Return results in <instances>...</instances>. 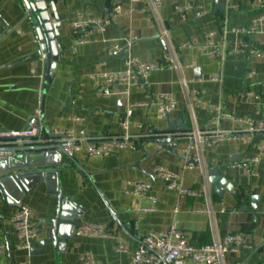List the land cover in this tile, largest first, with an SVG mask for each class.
Returning a JSON list of instances; mask_svg holds the SVG:
<instances>
[{
	"label": "crops",
	"instance_id": "1",
	"mask_svg": "<svg viewBox=\"0 0 264 264\" xmlns=\"http://www.w3.org/2000/svg\"><path fill=\"white\" fill-rule=\"evenodd\" d=\"M189 1L201 6L208 15L198 19L191 11L183 22L174 10L176 1L169 0L158 11V22L152 23L149 14L143 12L149 9L143 1H59L58 15L63 28L50 79L39 54L36 28L27 18L22 1L0 0L1 134L25 136L37 111L41 113L42 140L48 133L56 135L58 131H74L77 137L84 131L85 145L86 141L120 138V121L125 116L132 124L142 126L130 131L136 150L127 149L101 159L88 158L85 150L72 159L64 154L62 160L53 156L51 162L61 165L52 168L51 174L29 177L24 194L14 191L13 184L6 186L5 192L0 184V264H20L25 260L32 264H81L86 253L94 256L96 264H134L131 254L140 240L173 225L196 248L222 242L227 234H240L248 243L237 254L227 255L225 264H264V57L256 56L258 52L264 55V24L256 34L235 32L247 29L254 19L263 16L264 4L256 0L177 2L185 5ZM116 4L131 14L116 18L104 32L76 34L73 30V24L80 20L79 14L103 19ZM162 28L168 32L184 67L182 75L188 88L200 92L201 105L193 109V114L179 75L171 67L153 72L147 89L132 90L128 98H107L94 88L97 75L122 72L128 55L142 62L163 63L166 46L160 36ZM212 32L220 48L216 58L202 52L205 36ZM133 38L136 40L128 49ZM193 39L198 41L193 47H181ZM81 40L84 43L78 42ZM113 45L123 51L128 49L126 55L110 57L108 49ZM215 77L220 80L213 81ZM160 92L171 93L178 102L169 119L160 120L152 105ZM243 93H252L254 99H242ZM170 123L174 130L186 127L189 133L197 128L204 135L219 130L239 136L203 147L202 165L188 170L183 152L190 144L188 136L175 139L173 144H161L160 132ZM15 143L0 141V149ZM249 159L259 162L247 163ZM157 168L175 173L186 187L204 196L180 198L155 177ZM212 168L234 185L236 197L225 193L221 200L213 192L209 184ZM137 182L152 185L150 196L154 200L129 194ZM58 192L64 194L67 209L71 206L85 210L82 225H104L110 237L85 238L75 232L62 249L52 245L42 249L45 223L54 217L59 205ZM254 196L260 198L258 211L252 208ZM19 205L31 209V222L37 230L38 237L31 242V249L20 247L11 223ZM120 246L128 251L118 252Z\"/></svg>",
	"mask_w": 264,
	"mask_h": 264
},
{
	"label": "built area",
	"instance_id": "2",
	"mask_svg": "<svg viewBox=\"0 0 264 264\" xmlns=\"http://www.w3.org/2000/svg\"><path fill=\"white\" fill-rule=\"evenodd\" d=\"M145 2L148 5L144 13H148L152 23L158 22V11L169 0H130L132 4ZM176 1L174 10L183 22L188 19V13L194 12L195 17L200 19L208 15V12L192 1L185 5L179 4ZM259 4H264V0H256ZM234 9V7H232ZM131 11H124L120 4L114 5L107 16L103 19L85 17L84 14H79L80 20L75 22L72 26L76 34L80 32L89 33L92 30L104 32L106 27L112 24L116 18L129 16ZM264 24V15L254 19L250 26L245 30H237L236 33L256 34L259 32L260 26ZM161 38L165 43L166 52L163 58V63H147L140 61L137 57L128 55L125 61V68L122 72L102 73L95 77L94 88L104 97L107 98H128L132 90L145 91L148 87V79L155 71L163 70L171 67L176 70L179 75L180 82L185 90V95L188 99V108L193 114V109L201 105L200 92L198 90L189 89L186 80L183 78L184 67L179 63L176 50L169 38L168 32L163 28L161 31ZM136 38L129 40L128 49L131 43ZM78 41L79 43H84ZM205 45L202 47L203 54L210 58L220 56V48L216 44V34L214 32L205 36ZM198 41L196 39L185 42L181 47H193ZM127 49V50H128ZM127 50H124L127 52ZM123 52V49L118 45H113L108 49L110 57L117 56ZM256 56L264 57L263 53L258 52ZM219 77H215L213 81H219ZM241 98L244 100L254 99L252 93H243ZM156 107L157 116L160 120L169 119L173 112L177 109L178 102L171 93L160 92L156 96V100L152 103ZM145 106V105H144ZM41 113L36 112V115L29 121V129L25 136L32 137L38 131V124L40 123ZM253 125L251 120L247 121ZM217 125V122H213ZM120 127L123 135L120 138L108 139L104 141H86L85 132L81 131L80 137H77L74 131H58L56 135L65 137V144L63 148L64 155L72 159L78 152L86 151L88 158L101 159L118 155L122 151L130 149L136 150L135 140L131 137L130 131L132 127L141 129L139 124H132L130 118L125 116L120 121ZM264 129V124L262 125ZM239 135L221 133L219 130H214L212 135H204L197 128L193 129L191 135L188 137L190 144L184 147L183 152L186 158V169L194 170L202 165L203 147L216 146L224 141L234 140ZM2 137H18V135L10 133ZM264 157V150L262 152ZM11 154L7 152H0V161L6 160ZM258 159L247 160V163H257ZM244 166H247L246 164ZM155 177L162 181L169 190L176 191L180 198H201L204 196L201 192L186 187L181 178L173 172L164 168H157L154 173ZM152 185L146 182H137L130 195L137 199L150 198ZM177 212V211H176ZM223 212H225L223 210ZM11 223L20 239L21 248L31 249V242L38 237L37 230L31 222V209L28 206L20 205ZM76 235L85 238H109V232L104 225L85 224L76 230ZM247 239L240 234H227L222 242H217L210 246L196 248L188 242L187 235L181 231L176 225L171 226L168 230L161 233H151L140 240L137 249L131 254L134 264H225V257L229 254H237L242 248L246 247ZM118 252L126 253L128 249L120 246ZM0 255H2V248H0ZM81 264H96L95 258L91 253L84 254L80 259ZM20 264H32L30 260H25Z\"/></svg>",
	"mask_w": 264,
	"mask_h": 264
},
{
	"label": "water",
	"instance_id": "3",
	"mask_svg": "<svg viewBox=\"0 0 264 264\" xmlns=\"http://www.w3.org/2000/svg\"><path fill=\"white\" fill-rule=\"evenodd\" d=\"M27 11L29 18L36 28V34L40 45L39 54L42 56L43 62L51 79L56 50L60 52L59 42L61 38V29L63 24L58 15L57 3L65 0H21ZM2 38V37H1ZM126 52L123 51L122 54ZM54 54V55H53ZM53 55V56H52ZM46 85V84H45ZM47 86V85H46ZM46 97V90L43 93V102ZM177 131V132H176ZM160 138L163 139L161 144H173L175 139L181 137H189L191 133L186 127L181 130H174L173 123L162 130ZM41 138V126L38 124V131L32 137H2L0 141H15L16 143L8 148L0 149V152H7L11 155L3 161H0V184L5 192H8L6 186L14 185V191L24 194L27 189L26 180L29 177L45 176V173H53L51 169L58 167L61 163H52L53 156H60L62 160L63 148L66 142L65 137L48 133L45 139ZM19 154L18 157H14ZM14 162H18L15 164ZM70 168V165L65 166ZM209 184L213 187V192L223 200L224 194L229 193L236 197L238 192L228 179L221 178L218 171L214 168L209 170ZM59 205L53 218L47 221L44 230L45 239L41 242L42 249H46L48 245L54 248H63L64 243L69 242L76 230L82 226V218L85 210L75 209L73 207L66 208L64 194L57 193ZM254 206L253 210L258 211V203L260 198L254 196L251 198ZM20 206V205H19ZM115 220V216L112 214Z\"/></svg>",
	"mask_w": 264,
	"mask_h": 264
}]
</instances>
